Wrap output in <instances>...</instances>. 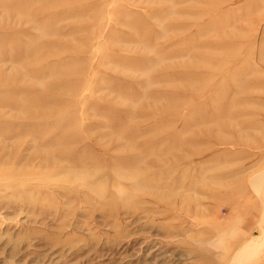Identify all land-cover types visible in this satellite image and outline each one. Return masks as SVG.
<instances>
[{
	"label": "rangeland",
	"instance_id": "1",
	"mask_svg": "<svg viewBox=\"0 0 264 264\" xmlns=\"http://www.w3.org/2000/svg\"><path fill=\"white\" fill-rule=\"evenodd\" d=\"M263 172L264 0H0V264H264Z\"/></svg>",
	"mask_w": 264,
	"mask_h": 264
},
{
	"label": "bare ground",
	"instance_id": "2",
	"mask_svg": "<svg viewBox=\"0 0 264 264\" xmlns=\"http://www.w3.org/2000/svg\"><path fill=\"white\" fill-rule=\"evenodd\" d=\"M264 173V172H263ZM263 175V174H262ZM261 181V180H260ZM256 184H259V179L256 180Z\"/></svg>",
	"mask_w": 264,
	"mask_h": 264
}]
</instances>
